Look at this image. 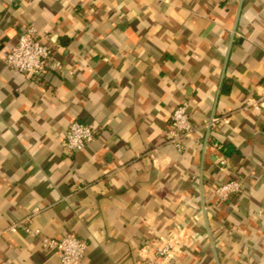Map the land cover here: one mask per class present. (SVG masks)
Wrapping results in <instances>:
<instances>
[{
    "label": "crops",
    "instance_id": "0c3cea01",
    "mask_svg": "<svg viewBox=\"0 0 264 264\" xmlns=\"http://www.w3.org/2000/svg\"><path fill=\"white\" fill-rule=\"evenodd\" d=\"M30 24L62 70L7 65ZM263 89L264 0H0V229L41 230L1 236L0 264H61L41 237L69 233L84 264H139L170 238L160 264H264V109L247 106ZM73 121L98 133L70 152Z\"/></svg>",
    "mask_w": 264,
    "mask_h": 264
},
{
    "label": "built area",
    "instance_id": "2783aa9c",
    "mask_svg": "<svg viewBox=\"0 0 264 264\" xmlns=\"http://www.w3.org/2000/svg\"><path fill=\"white\" fill-rule=\"evenodd\" d=\"M223 1L231 2L233 0ZM5 61L16 72L32 78H40L49 70H62L64 67L63 60L57 56L51 44L42 41L38 28L34 24L26 27L17 44L7 53ZM247 106L262 111L264 109V89L257 97L249 98ZM212 121L216 122L217 118ZM194 130L195 127L191 121L187 104L178 105L172 113L169 126L171 142L178 149H184L183 140L189 137ZM97 133V128L80 121H73L63 139V146L70 152L84 150L96 139ZM221 163L225 164L226 160L223 158ZM243 186L241 179H233L219 185L216 192L220 199H227L232 194L240 192ZM38 212L39 208H35L33 214ZM21 229L34 236H41L39 228H31L20 221L11 224L8 228L0 229V237L5 234L16 233ZM41 241L45 248L54 250L59 255L61 264H84L88 250V243L85 239L69 233L62 237L42 236ZM176 245V238L166 240L162 246L157 248L154 257H143L139 264H160V258L172 257Z\"/></svg>",
    "mask_w": 264,
    "mask_h": 264
}]
</instances>
